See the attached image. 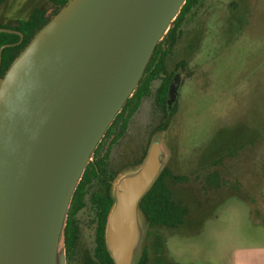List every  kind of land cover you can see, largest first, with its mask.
Returning <instances> with one entry per match:
<instances>
[{
  "label": "water",
  "instance_id": "water-1",
  "mask_svg": "<svg viewBox=\"0 0 264 264\" xmlns=\"http://www.w3.org/2000/svg\"><path fill=\"white\" fill-rule=\"evenodd\" d=\"M186 1L68 0L0 75V264H66L74 193ZM0 31L21 36L0 47L1 67L24 34ZM180 83L178 72L169 108ZM168 158L155 137L141 166L113 182L105 240L115 264H134L140 202Z\"/></svg>",
  "mask_w": 264,
  "mask_h": 264
},
{
  "label": "rangeland",
  "instance_id": "rangeland-1",
  "mask_svg": "<svg viewBox=\"0 0 264 264\" xmlns=\"http://www.w3.org/2000/svg\"><path fill=\"white\" fill-rule=\"evenodd\" d=\"M35 7L51 12L53 3L5 0L0 23L15 24ZM182 59L186 65L179 69L178 107L170 126L156 129L164 121L156 94L163 74L125 133L103 137L90 162L104 158L106 177L116 182L141 166L155 137L162 140L169 151L166 165L186 176L184 182L168 178L177 199L187 200L190 185L196 184V193L207 195L209 203L177 228L150 227L141 214L134 264L145 248L147 264H234L238 249L264 244V221L253 212L257 204L236 192L243 188L250 200L264 199V0H198L167 56L168 73ZM249 180L251 188L245 187ZM104 189L99 178L88 185L85 206L75 215L76 247L69 252L64 245L66 264H101L95 256L98 221L90 196Z\"/></svg>",
  "mask_w": 264,
  "mask_h": 264
},
{
  "label": "trees",
  "instance_id": "trees-1",
  "mask_svg": "<svg viewBox=\"0 0 264 264\" xmlns=\"http://www.w3.org/2000/svg\"><path fill=\"white\" fill-rule=\"evenodd\" d=\"M5 0H1L0 6ZM54 5L52 13L47 14V10L35 7L27 18L16 20L15 24H2L0 27H8L23 32L24 39L22 42L4 48L2 53V62L0 67V75H4L7 68L17 55L30 42L36 32L42 28L50 18L62 8L68 0H51ZM198 0H187L183 5L180 13L173 21L170 29L165 34L164 38L157 44L154 53L144 71V74L133 92L132 96L126 101L122 110L117 114L113 123L105 133V139L112 134L119 136L123 135L128 127L131 116L138 109L142 99L150 92L154 80L160 78L163 74L160 86L156 90L158 104L164 110V121L157 125V130H165L170 126L172 117L177 112L178 101H176L171 108L168 106V92L172 82V78L179 69H183L186 65L185 60H180L175 67V70L168 73L167 70V56L178 42L181 34L182 22L187 14L191 11ZM21 36L17 33H9L0 31V47L6 43H16ZM118 130V132H117ZM101 142L96 148V153L99 152ZM220 160H217L218 163ZM220 163V162H219ZM107 169L105 167L104 158H100L95 162H90L83 174V177L74 193L70 209L68 212V221L65 231V243L67 251H74L77 240L79 228L75 220L76 213L85 206V197L87 195V187L93 179L99 178L105 183V189L102 191H94L90 196V200L95 206L97 213V246L95 256L101 264H115L105 240V229L108 215L114 203L112 195L113 176L108 179ZM168 178L176 181L184 182L186 176L174 174L169 166H165L151 189L146 193L140 202V210L144 215L150 227L165 226L168 228H177L183 225L187 219L193 218L196 214H201L202 203H209L208 196L198 195L196 184L190 185L191 188L186 193V198L183 200L177 199L173 188L168 183ZM224 189L220 191L223 192ZM229 190L227 193L232 192ZM235 192V191H234ZM242 198L249 200L248 195L243 188L236 191ZM226 193V192H225ZM222 198V197H221ZM220 198V199H221ZM192 203V206L190 204ZM148 250L145 248L137 264H147Z\"/></svg>",
  "mask_w": 264,
  "mask_h": 264
},
{
  "label": "crops",
  "instance_id": "crops-1",
  "mask_svg": "<svg viewBox=\"0 0 264 264\" xmlns=\"http://www.w3.org/2000/svg\"><path fill=\"white\" fill-rule=\"evenodd\" d=\"M192 18L193 16H191L188 20L193 22L194 19ZM260 172H263V170H260ZM252 186V181H245V187L251 188ZM257 200H259L260 203L256 202ZM247 201H250L252 204H257V208L253 207V212H257V216L260 217L259 219L264 221V199L257 198L254 201L250 199ZM234 264H264V244L238 249L235 255Z\"/></svg>",
  "mask_w": 264,
  "mask_h": 264
},
{
  "label": "flooded vegetation",
  "instance_id": "flooded-vegetation-1",
  "mask_svg": "<svg viewBox=\"0 0 264 264\" xmlns=\"http://www.w3.org/2000/svg\"><path fill=\"white\" fill-rule=\"evenodd\" d=\"M54 8H55V7H54V5H53V9H52V11L54 10ZM52 11H51V12H52ZM51 12H48V11H47V14H50Z\"/></svg>",
  "mask_w": 264,
  "mask_h": 264
}]
</instances>
